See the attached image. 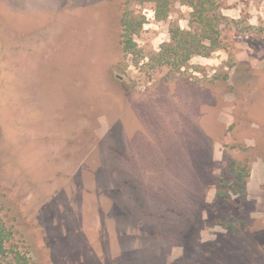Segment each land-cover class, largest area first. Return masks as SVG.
Here are the masks:
<instances>
[{
  "label": "rangeland",
  "instance_id": "1",
  "mask_svg": "<svg viewBox=\"0 0 264 264\" xmlns=\"http://www.w3.org/2000/svg\"><path fill=\"white\" fill-rule=\"evenodd\" d=\"M218 2L221 48L172 69L150 55L189 28L179 2L157 20L137 0H0L8 246L32 264H264V0ZM124 12L145 18L135 54Z\"/></svg>",
  "mask_w": 264,
  "mask_h": 264
},
{
  "label": "trees",
  "instance_id": "2",
  "mask_svg": "<svg viewBox=\"0 0 264 264\" xmlns=\"http://www.w3.org/2000/svg\"><path fill=\"white\" fill-rule=\"evenodd\" d=\"M153 4L154 16L157 20H165L169 16L171 6L179 2L188 6V29L178 25L169 28V40L163 42L159 50L150 55L156 65L169 66L178 69L189 61L193 55L209 56L213 51L221 48V23L226 16L220 12L218 0H137ZM145 22L142 15L130 16L129 12L122 13L120 43L125 53H137V45L133 35L138 32ZM238 173L236 180L241 178ZM243 181L238 185H242ZM242 191V189H241ZM11 232L0 217V264H32L26 252H21L8 246Z\"/></svg>",
  "mask_w": 264,
  "mask_h": 264
}]
</instances>
